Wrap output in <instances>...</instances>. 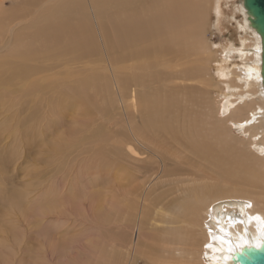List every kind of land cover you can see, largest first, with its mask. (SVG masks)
Here are the masks:
<instances>
[{"label":"bare ground","instance_id":"bare-ground-1","mask_svg":"<svg viewBox=\"0 0 264 264\" xmlns=\"http://www.w3.org/2000/svg\"><path fill=\"white\" fill-rule=\"evenodd\" d=\"M4 1L0 0V54H10L16 43L23 53L16 62L10 61V55L0 56L1 87L8 88L13 81L31 87L37 82L33 78L58 66L60 75L69 74L91 50L92 32L115 42L119 36L126 63L122 67L125 93L133 86L138 89L132 96L138 107L134 111L127 108L123 114L118 143L133 145L130 152L153 160L155 144L175 138L192 155L203 153L199 159L206 157V162L219 163L216 167H223L221 172L237 174L230 163L239 164L242 178L258 189H223L219 185L222 181L200 184L195 179L186 180L166 203L155 200L154 212L145 210L137 215L133 202L126 199L128 203L118 204L110 198L108 217L127 226L137 222L138 236L133 244L121 233L117 245L110 236L105 264H137L141 227L150 232L147 238L153 242L141 254L145 264H231L235 251L260 245L264 240V168L259 166H264V90L260 38L248 22L242 0H237V10L244 36L238 48L231 43L223 47L224 60L236 58L241 66L231 71L223 65L217 69L219 77L228 79L226 91H230L217 114L211 111L208 98L211 86L206 71L212 55L209 43L201 38L205 27L201 18H211L219 26L222 0H7L10 7H5ZM231 52L233 55L227 56ZM65 77L52 78L51 82H64ZM82 83L94 90L98 87L94 78L83 79ZM99 84L103 88L104 81ZM240 137L244 138L240 141L250 142L252 161L240 155L223 162L218 151ZM116 150L110 148L118 157V163H110V167L120 165L124 170L122 160L131 155L120 147ZM211 164L203 163L206 167Z\"/></svg>","mask_w":264,"mask_h":264},{"label":"rangeland","instance_id":"rangeland-1","mask_svg":"<svg viewBox=\"0 0 264 264\" xmlns=\"http://www.w3.org/2000/svg\"><path fill=\"white\" fill-rule=\"evenodd\" d=\"M6 1L4 6L10 7ZM238 5L237 0H222L217 27L213 19L201 18L205 26L201 38L209 43L212 55L206 71L211 86L208 98L216 114L224 95L230 92L226 91L228 79L219 77L217 69L223 65L231 71L241 66L236 58L224 60L223 53L227 43L238 48L244 36L239 28L242 18ZM90 37L94 39L91 50L75 63L71 73L60 75L58 66L33 78L37 82L31 87L18 81L11 82L8 88L0 86V264H105L110 236L115 245L121 233L132 242L138 236L137 222L127 226L108 217L110 198L118 204L128 203L126 199L133 202L137 215L145 210L154 212L155 200L166 203L180 186L194 179L200 184L222 181L219 185L223 189H257L242 178L239 164L230 163L237 174L221 172L220 168H224L216 167L219 163L206 162V157L199 159L203 153L192 155L175 138L159 140L153 160L130 152L133 145L121 146L118 142L122 138L123 114L137 109L132 96L138 89L133 86L125 93L122 67L126 63L120 37L116 42L109 36L103 40L96 31ZM20 46L16 43L10 54L0 56L10 55V61L16 62L23 53ZM44 77L50 81L41 83ZM55 77H65L66 81L51 82ZM93 78L98 82L95 90L82 83L83 79ZM100 80L104 81L103 88ZM241 139L244 138L231 140L218 151L223 162L240 155L242 159L252 158L250 142ZM119 147L132 158L122 160L124 170L120 165L110 167V163H118L117 154L110 148ZM142 229L137 264L147 263L141 254L153 244L147 238L150 232Z\"/></svg>","mask_w":264,"mask_h":264},{"label":"water","instance_id":"water-1","mask_svg":"<svg viewBox=\"0 0 264 264\" xmlns=\"http://www.w3.org/2000/svg\"><path fill=\"white\" fill-rule=\"evenodd\" d=\"M251 28L260 38V79L264 90V0H242ZM231 264H264V240L258 247H243L231 254Z\"/></svg>","mask_w":264,"mask_h":264}]
</instances>
